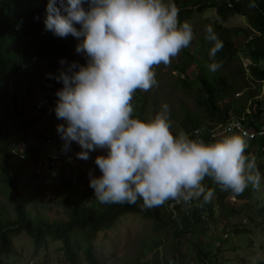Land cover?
Returning <instances> with one entry per match:
<instances>
[{
	"label": "clouds",
	"instance_id": "1",
	"mask_svg": "<svg viewBox=\"0 0 264 264\" xmlns=\"http://www.w3.org/2000/svg\"><path fill=\"white\" fill-rule=\"evenodd\" d=\"M249 7H256L255 0ZM178 17L174 0H47L45 29L76 38L75 51L86 58L83 65L60 61L55 78L63 87L56 93L55 112L66 125L57 131L65 150L70 141L79 144V159L106 149V155L95 157L102 175H90L102 204L140 199L145 208H159L171 201L174 213L181 203L212 202L216 191L205 186L206 178L233 197L261 188L257 157L246 153L248 142L236 122L205 140L199 129L174 133L167 103L150 119L134 115L137 91L158 86L155 69L170 65L193 40L192 25ZM205 32L211 44L208 67L218 71L222 64L215 57L223 42L211 26Z\"/></svg>",
	"mask_w": 264,
	"mask_h": 264
},
{
	"label": "trees",
	"instance_id": "2",
	"mask_svg": "<svg viewBox=\"0 0 264 264\" xmlns=\"http://www.w3.org/2000/svg\"><path fill=\"white\" fill-rule=\"evenodd\" d=\"M174 2L179 9V21H186L192 13L213 9L220 21L242 16L246 18L253 31L260 35L264 33V0H255L254 8L249 7L251 0H174ZM46 4L47 0H0V185L6 192L13 213L10 220L0 215V264H15L10 262L14 259L11 238L20 233L30 239L33 259L40 258L38 256L40 250L56 244L58 247L56 250L61 252L62 260L66 264H99L94 250L98 235H105L107 231L113 229L120 217L127 215L146 221L151 233L157 236L154 240L153 256L149 261L137 263L136 260L134 264H185L183 256L188 257L192 264H203L205 260L215 258L214 254L219 250L218 248L214 252L210 250L211 244L207 237L225 240L220 234V236L214 234L212 226L216 224L218 217L227 219L237 213L236 208L227 207L226 202L230 198L238 202L245 200V205L250 208L255 204L254 210L246 212L249 222L255 219L264 226V200L251 202L252 196H256L257 192L251 187L242 195L233 197L230 191H221L210 178H206L205 186L216 191L212 202L203 207H198V202L195 201L187 205L181 203L175 206L174 213L169 209L171 201L165 204L167 209L162 208L163 206L145 208L140 199L131 205L102 204L95 198L94 190L90 187V175L96 177L102 175L98 171L99 168L92 165L93 173L90 174L80 168L79 164L46 166L47 169H55L60 174L67 168L68 176L62 177L60 185L52 195L53 198L49 200L50 203L61 206L66 219L59 218L57 221L47 223L30 216L28 208L34 192H31L29 184L35 175L28 172L26 162L20 161L16 153H26L25 147L21 148V145H24L25 136L35 123V118H22L16 112H9L10 102L6 99V93L10 81L27 65L69 55L68 43L44 27ZM76 27L79 28V25ZM214 31L223 42V49L216 54L217 61L222 67L228 61H237V48L228 38L231 31L219 26H215ZM260 35L258 37L252 35L250 41L245 43V51L242 52L250 59L247 66L251 75L249 81L256 86V93H259L260 87L264 85V40ZM189 58L193 60L191 62H195L192 55ZM195 67L198 69L195 78H185L183 71L181 75H184V78L178 79V84L183 90L190 89L191 83L197 85L196 104L207 117L206 121L212 123L207 122L205 128H201L194 118L184 116L181 122L184 131L192 134L193 130L199 129L202 137L208 140L210 129L218 124H225L232 115L233 118H242V127L246 132L264 128V103L255 98L254 92L245 94V100L249 103L247 107L246 103L245 106L244 103L242 106L237 104L236 110L232 108L235 103L233 95L236 93L232 80L218 73L207 75L205 68ZM40 90L45 101L43 115L56 119L54 112L58 101L56 95L58 86L45 80L40 84ZM145 98L137 91L132 101L134 115L143 120ZM245 107L248 112H244ZM58 122L56 119L57 125ZM49 129L53 132H49L50 135L58 133L57 127ZM247 142L246 153L252 152L257 157V165L262 175L260 189L264 193V157L261 158L264 156V138ZM58 149L50 151L47 158ZM66 152L70 154L69 151ZM14 160L17 163H14ZM22 179H26V183H23ZM215 210L220 212L217 217ZM246 225L242 224L241 227L246 229ZM222 232L226 233V230ZM246 232L247 230L239 231L243 234ZM169 233L170 245L165 246L164 239ZM158 248L163 251L161 254ZM234 250L237 251L236 248Z\"/></svg>",
	"mask_w": 264,
	"mask_h": 264
},
{
	"label": "rangeland",
	"instance_id": "3",
	"mask_svg": "<svg viewBox=\"0 0 264 264\" xmlns=\"http://www.w3.org/2000/svg\"><path fill=\"white\" fill-rule=\"evenodd\" d=\"M186 21L193 28L194 37L191 44L188 48L183 49L177 57L173 58L170 65H161L155 69L158 86L149 92H140L146 97L144 120L150 119L160 110L161 105L167 103L170 108V119L174 133L182 129L181 122L184 116L194 118L201 125V128H205L208 122L206 121L207 117L196 104L197 85L191 83L190 89L183 90L178 84V79L184 78V75H181L183 71L186 75L185 78H195V74L198 73V69L195 66L205 68L207 75L218 73L232 80L233 88L236 90V93L233 95L235 103L232 105V108L237 110V104L242 106L243 103L244 106L246 103L247 107V104H249L245 100L247 92H254L255 98L264 103V85L260 87V92L256 93V86L249 81L250 78H246L247 75L245 74L247 70L245 71V69L248 66V60L245 59L244 54L243 56L239 54L237 61H228L218 71H210L208 67L212 61L209 59L211 44L205 38L207 35L205 32L206 26H211L213 29L215 26H219L220 28H228V30H242V35L235 36L231 34L230 39L233 45L237 46V44H240V49H243L245 48L244 33L251 32L246 26L243 29L239 28L244 24V17L233 16L227 18L225 21H220L215 16L214 10L209 9L200 13L190 14ZM260 36L264 40V33ZM62 41L68 43V56L48 58L27 65L24 70L18 73L17 77L10 81L6 93V99L10 102L9 112H16L22 118H35V123L25 136L24 145L26 153L22 154L18 152L16 154L20 161L26 162L28 172L35 175L29 184L31 192H34L28 208L30 216L33 219L39 218L47 223L57 221L59 218L66 219L61 206L54 205L49 200L53 198L52 195L60 185L62 177L68 176V171L67 168L63 169V172L60 174L55 169H47L44 163L46 155L58 148L69 151V155L74 160L80 162H86L89 159L95 160L97 155H106V149H96L89 152L88 160L79 159L77 153L82 151V149L77 142L70 141L67 150H65V141L61 138V134L58 132L50 135L49 133L51 132L49 128L66 125V122L58 119L56 112L54 113L56 119L59 121L58 125L56 124V119H50L43 115L42 109L45 101L40 90V84L48 80L55 83L60 90L63 85L55 78L63 67L60 61L64 60L66 64L68 61L70 63L77 62L82 65L86 62L85 57L75 51V46L79 43L76 38L69 35L66 38H62ZM190 55L195 58V62H191L193 60L189 58ZM215 60L218 62L216 57ZM245 110L248 111L247 108ZM208 123L212 122L209 121ZM46 140H48L47 143ZM263 157L261 156L262 159ZM13 162L17 163L16 160ZM94 165L98 168L95 163ZM98 171L100 173V170ZM22 181L26 183V179H22ZM255 195L252 196L251 202L264 200L263 190L260 189ZM93 204L96 205L95 202ZM226 204L229 205H227L228 208H236L237 213L227 219L218 217L216 224L212 226L214 234L216 236L221 235L225 240L207 237L211 244L210 250L212 252L216 248L219 250H216L214 254L215 258L210 259V261L205 260L203 264H264V226H261L255 219L249 222L248 213H246L251 209L254 210L255 204L251 205L250 208V206L245 205V200L238 202L233 201V199L228 200ZM166 207L165 205L162 208ZM219 213L218 210H215V217ZM0 215L7 220L13 218L10 203L2 185H0ZM239 222L241 223L239 224ZM147 224L146 221L143 222L131 215L122 216L115 223L112 230L107 231L105 235L99 234L94 243L95 255L99 264H134L136 260L137 263L148 262L153 256L154 240L157 239V236L151 233ZM242 224H247L245 226L246 229L241 227ZM234 226L237 228H234ZM222 230H226V233H223ZM240 230H247V232L246 234L239 233ZM11 243L14 250V259L8 261L15 262V264L16 261L18 264H66L62 260L61 252L56 250L58 248L56 244L48 245L43 251L40 250L38 252L40 258L33 259L30 239L26 235L20 233L12 237ZM163 245H170V233L165 237ZM235 248L237 251L234 250ZM158 251L160 254L163 252L160 248H158ZM184 261L185 264H192L188 257L183 256Z\"/></svg>",
	"mask_w": 264,
	"mask_h": 264
},
{
	"label": "built area",
	"instance_id": "4",
	"mask_svg": "<svg viewBox=\"0 0 264 264\" xmlns=\"http://www.w3.org/2000/svg\"><path fill=\"white\" fill-rule=\"evenodd\" d=\"M229 121H234V122H236L239 125L237 131L241 135H243L247 140H256V139L264 138V128H260L259 130L255 131V132H246L243 129V127H242V123H241L242 122V118H233L232 117L231 119H229ZM228 122H226V123H228ZM225 124H218L215 127H213L212 129H210L209 137L211 138L212 134L214 132L218 131ZM194 131L195 130H193L192 133ZM47 141L48 140H46V143H47ZM23 146L25 147V145H21V148ZM250 154H253V153L250 152ZM90 162H91V165H89ZM44 163H45V166H50V167L51 166L52 167L53 166H58L59 164H64V165H77V164H79L80 168H82L84 170H87L90 174L93 173L92 165L95 166L94 165L95 160L93 161L92 159H89L86 162L76 161V160H74V158L71 155L67 154V152L62 150V149H58L55 153L50 154V156H48V158H47V155H46Z\"/></svg>",
	"mask_w": 264,
	"mask_h": 264
},
{
	"label": "crops",
	"instance_id": "5",
	"mask_svg": "<svg viewBox=\"0 0 264 264\" xmlns=\"http://www.w3.org/2000/svg\"><path fill=\"white\" fill-rule=\"evenodd\" d=\"M230 18V17H229ZM244 24H243V26H240L239 28H244L245 26H246V28L248 29V30H250L251 32H249V33H247V35H246V33H244V36H245V41H244V47H245V43L247 42V41H250V37L252 36V35H254V36H256V37H258L260 34L259 33H257V32H255V31H253V29H251L250 27H249V25H248V23H247V21H246V18H244ZM226 29H228V28H226ZM232 33H230L229 34V40L231 41V39H230V35L231 34H234L235 36H239V35H241V32H242V30H230ZM251 33V34H250ZM232 42V41H231ZM233 43V42H232ZM234 46H235V44H234ZM236 48H237V55H239V54H242V56H243V54L244 53H242V52H244L245 51V49L246 48H243V49H240V44H237V46H235ZM244 57H245V59H247L248 61V65L250 64V59L248 58V57H246V54H244ZM262 64H263V62H261ZM247 70V73L245 74V75H247L246 76V78H250L251 79V75H250V73H249V70H248V68H246L245 69V71ZM259 102H261L260 100H259ZM262 103V102H261ZM246 109V108H245ZM244 112H248L247 110H245Z\"/></svg>",
	"mask_w": 264,
	"mask_h": 264
}]
</instances>
